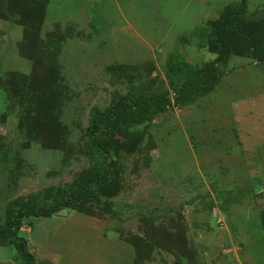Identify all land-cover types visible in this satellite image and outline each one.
<instances>
[{
	"label": "rangeland",
	"instance_id": "obj_1",
	"mask_svg": "<svg viewBox=\"0 0 264 264\" xmlns=\"http://www.w3.org/2000/svg\"><path fill=\"white\" fill-rule=\"evenodd\" d=\"M232 7L263 47L264 0H0L2 223L105 168L86 130L115 98L220 72L103 140L116 182L97 200L22 219L34 264H264V65L208 46ZM0 264H24L13 243Z\"/></svg>",
	"mask_w": 264,
	"mask_h": 264
},
{
	"label": "trees",
	"instance_id": "obj_2",
	"mask_svg": "<svg viewBox=\"0 0 264 264\" xmlns=\"http://www.w3.org/2000/svg\"><path fill=\"white\" fill-rule=\"evenodd\" d=\"M208 46L216 53V59L238 49L240 53L253 57L264 65V46H258L256 33L239 8H230L228 16L215 23L210 31ZM213 70V62L203 64L195 72V79L186 77L181 84L173 88L172 98L166 92L139 101L122 95L115 98L113 105H110L107 111L101 112L97 120L91 121L86 130L92 145L101 154L105 168L88 174L75 184L49 190L48 198L52 197L53 200L44 205L40 201L42 194L11 202L5 212L4 222L0 221V242L13 243L24 264H34L33 254L25 238L18 233L22 227V219L31 216L50 217L62 209L97 200L104 188L116 182L112 161L108 158L103 140L115 133H124L146 116L166 111L172 103L181 104L188 97L207 94L220 76V72Z\"/></svg>",
	"mask_w": 264,
	"mask_h": 264
}]
</instances>
